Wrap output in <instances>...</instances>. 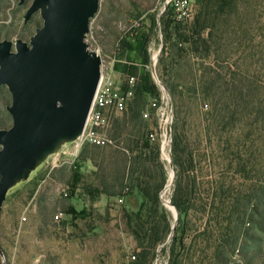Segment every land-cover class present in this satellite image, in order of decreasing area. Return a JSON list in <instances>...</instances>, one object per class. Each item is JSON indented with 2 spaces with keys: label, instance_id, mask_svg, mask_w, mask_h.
I'll return each mask as SVG.
<instances>
[{
  "label": "rangeland",
  "instance_id": "obj_1",
  "mask_svg": "<svg viewBox=\"0 0 264 264\" xmlns=\"http://www.w3.org/2000/svg\"><path fill=\"white\" fill-rule=\"evenodd\" d=\"M19 1L0 0V41L29 43L42 26L38 12L24 22L33 0L21 5ZM158 1L99 0L84 41L105 71H114L119 41L130 27L141 20L147 25V14H158ZM202 2L197 13L203 11ZM209 5L204 33L209 48L196 43L198 54L187 51L188 45L181 49L172 26L167 31L171 39L165 38L166 20L161 19L149 47L148 69L160 93L147 98L145 110L150 102L168 97L172 127L178 126L197 161L200 194L208 198L210 208L207 215L191 213L184 235L179 230L185 241L183 248L176 247L175 264H264V0H211ZM171 43H177L174 50ZM117 74L116 82L126 91L130 78ZM10 105L8 88L2 86L0 130L12 125ZM151 114L147 121L141 116L140 132L125 124L123 111L110 114L106 133L113 145L84 155L79 151V159L53 171L49 163L56 154H51L28 177L15 181L0 213V262L4 258L6 264H135L133 256L140 251L124 216L136 211L141 199L134 192L118 203L117 195L90 191L104 189L111 195L114 188L119 191L114 185L119 167L132 168L136 161L157 176L162 163L170 179L172 161L169 164L166 158L171 159L172 129L159 161H145L139 133H156ZM72 144H60L61 161L72 154ZM129 177L126 170V180ZM171 185H166L163 200L170 199ZM67 186L76 190L69 199L61 194ZM60 213L63 216L56 221ZM171 219L175 229L178 219L174 221L173 213ZM165 245L157 249L152 264H168Z\"/></svg>",
  "mask_w": 264,
  "mask_h": 264
},
{
  "label": "water",
  "instance_id": "obj_2",
  "mask_svg": "<svg viewBox=\"0 0 264 264\" xmlns=\"http://www.w3.org/2000/svg\"><path fill=\"white\" fill-rule=\"evenodd\" d=\"M98 3L33 0L24 22L38 12L42 26L29 43L0 41V87L8 88L12 118V125L0 130V213L15 181L57 154L64 141L74 142L85 127L101 74L98 55L84 41ZM164 205L176 221L174 206L169 200Z\"/></svg>",
  "mask_w": 264,
  "mask_h": 264
},
{
  "label": "trees",
  "instance_id": "obj_3",
  "mask_svg": "<svg viewBox=\"0 0 264 264\" xmlns=\"http://www.w3.org/2000/svg\"><path fill=\"white\" fill-rule=\"evenodd\" d=\"M210 1L197 0V3H200V5L202 2L203 11L197 13L192 23L185 24L184 28H181L182 24H179L174 19L172 10L169 8L162 16L147 14V25L144 24V20H141L137 26H131L123 38L120 39L118 45L120 55L116 58L113 69L116 73L133 78L136 82L129 106L123 110L124 122L132 126V130L137 129V132H140L141 116L146 111L145 104L147 98L156 97L160 93L152 81L151 72L148 69L150 64L149 47L157 35V23L160 19L161 21L166 20V23H163L166 30L165 38L171 39V33H167V31L172 26L176 42L180 45V48L183 49L184 45H188L187 51L193 50L198 54V49L194 47L196 43H203L204 46L202 47L209 48V44H207L209 40L206 37L204 38V33L208 29L209 24L206 9L210 6ZM177 43H171L170 46L173 50L177 47ZM177 50L178 48L175 49V51ZM205 56L204 58H208L210 54L206 52ZM168 88L172 91L170 87ZM150 112L152 113L153 110ZM178 129L176 125L172 127L173 133L170 147L172 161L170 165L174 171V180L171 185L172 194L169 203L174 206L178 213L177 225L174 230H172V213L164 207L161 197L169 182L167 170L162 163L157 166L159 170L158 176L148 171L149 169L144 166L140 168L142 165L140 161H136L132 168L129 167L127 169L125 166H121L114 181V185L120 188L119 191H115L114 188L112 195L104 189L101 191L96 189L90 191L91 195H117L122 200L135 192L139 196V199H141L139 206L136 207V211L126 212L124 216L127 228L132 233L131 235L140 251L133 256V260H136L135 264H152L157 249L166 244L169 236H171L170 242L162 248V251L166 252L168 250V264H175L176 256H174V253L176 247L180 246L183 248L184 246L185 238L183 235L187 230V218L191 213L198 216L207 215L210 211V208H208V198H204L200 194L197 161L188 150V143L181 136ZM150 134L153 133H139L140 137L144 138L142 150L147 153L145 161L154 163L159 161L160 143L158 139L151 142L149 138ZM103 147L85 144L82 146L80 154L84 155L86 151H94ZM139 169L142 172L141 175L137 172ZM126 170L130 176L129 181L125 178ZM125 181H128V184ZM75 191L71 187L70 197L74 196ZM180 229H182L183 235L178 236Z\"/></svg>",
  "mask_w": 264,
  "mask_h": 264
},
{
  "label": "built area",
  "instance_id": "obj_4",
  "mask_svg": "<svg viewBox=\"0 0 264 264\" xmlns=\"http://www.w3.org/2000/svg\"><path fill=\"white\" fill-rule=\"evenodd\" d=\"M158 3V16H162L167 9L171 8L174 19L182 25L192 23L197 15V0H159ZM100 70L99 82L94 93L91 109H89L86 124L81 135L72 144V154L63 156V159L66 158L63 161L60 160V155L56 154L49 163L50 171L59 166L72 164L78 158V153L85 144L100 147H109L114 144L113 140L106 133L107 127H109V115H116L126 109V102L132 96L134 79L130 78V88L124 91L116 82V72L113 70L107 72L102 66H100ZM148 108L143 112L142 117L146 121L151 119L150 111L153 110L158 129L156 133L150 134L149 138L151 142L158 139L160 143L159 151L163 153L166 145H169L171 142L173 124L172 107L168 97H163L160 103L159 101L150 102ZM68 156L73 157L74 160L71 162ZM40 188L41 184H39L38 190ZM61 194L63 198H69L71 196L69 187L63 188ZM122 201L121 198L117 200L118 203H122ZM62 216L63 214L60 213L54 218L56 221H59ZM0 263L6 264L4 258H1Z\"/></svg>",
  "mask_w": 264,
  "mask_h": 264
},
{
  "label": "bare ground",
  "instance_id": "obj_5",
  "mask_svg": "<svg viewBox=\"0 0 264 264\" xmlns=\"http://www.w3.org/2000/svg\"><path fill=\"white\" fill-rule=\"evenodd\" d=\"M57 147V145L54 147V149ZM167 160H168V158H166ZM171 182V177H170V179H169V182H168V184H167V186H169V183ZM166 188H168V187H166ZM164 194L165 193H163V196H164ZM164 201V204H166L167 205V201H166V199H164L163 200Z\"/></svg>",
  "mask_w": 264,
  "mask_h": 264
}]
</instances>
